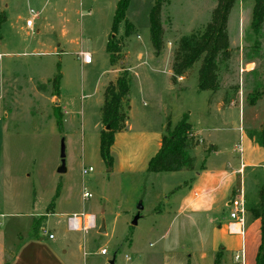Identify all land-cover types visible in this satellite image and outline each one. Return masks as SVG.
Instances as JSON below:
<instances>
[{"label":"rangeland","instance_id":"rangeland-1","mask_svg":"<svg viewBox=\"0 0 264 264\" xmlns=\"http://www.w3.org/2000/svg\"><path fill=\"white\" fill-rule=\"evenodd\" d=\"M34 1L0 0V243L6 253L12 256L30 238L35 221L45 217L40 225L54 233L50 244L66 264H235L241 249L244 264H256L258 219L248 221L244 238L222 231L232 221L225 203L238 195L226 191L239 176L187 206L197 191L230 172L219 166L230 153L231 163L240 166L241 130L253 128V120L257 140H263L264 29L256 34L251 26L255 0H237L229 17L231 55L220 65L216 92L199 90L200 62L176 84L171 64L178 41L204 30L217 0H170L164 6L165 47L155 58L171 70L170 81L167 73L148 66L135 68L134 77L129 68L137 62L126 58L128 52L135 58L140 51L155 56L150 13L156 0H130L126 16L137 32L126 40L115 66L107 42L119 0ZM30 9L38 14L34 32L26 25ZM124 30L122 23L118 38ZM80 50L91 53V65L75 55ZM115 67L119 75L128 69L133 81L129 119L115 134L110 163L101 155V133L108 127L102 109L110 79L102 73ZM60 72L58 90L54 80ZM262 92L253 104L250 97ZM66 101L68 108L61 103ZM218 104L224 108L221 113ZM186 115L193 126V166L174 173L148 172L166 127L173 128ZM63 142L64 174L58 172ZM209 144L219 153L206 159ZM84 168L93 172L84 175ZM258 172L246 175L250 202L254 188L264 182V170ZM84 192L92 198L83 199ZM220 196L225 201L217 204ZM73 213L95 215L96 229L69 231L67 218ZM102 219L104 234L99 232Z\"/></svg>","mask_w":264,"mask_h":264},{"label":"trees","instance_id":"trees-1","mask_svg":"<svg viewBox=\"0 0 264 264\" xmlns=\"http://www.w3.org/2000/svg\"><path fill=\"white\" fill-rule=\"evenodd\" d=\"M237 0H217V6L213 10L211 21L204 30L197 34L182 37L172 53L171 70L173 76L171 81L177 83L178 77L186 76L197 63H201L199 71V90L216 92L220 89L219 69L220 65L226 62L231 55L230 38L228 33V22ZM170 0H156L150 13V38L154 49L155 57H160L165 47V32L162 24V10ZM130 0H119L113 26L112 34L107 43V52L110 54L111 63L115 66L126 40L137 32L135 26L127 19L126 13ZM3 21L0 19V28ZM125 25L124 33L117 37L121 24ZM252 29L259 34L264 29V0H255ZM2 36H0V39ZM62 73L55 77V86L60 89ZM133 76L128 69L118 76L114 83H109L105 91V101L102 109L103 124L110 129L101 133V155L111 163L110 152L115 142V134L126 128L128 122L129 95ZM262 93L250 97L253 104H256ZM168 124L166 134L162 137L158 153L150 160L148 172H179L185 167H192L193 160L189 153L193 145V126L189 123V116L186 115L173 128ZM263 140H259L264 146V130L261 132ZM254 220L261 221V243L258 249L256 264H264V187L260 192V202L250 208ZM41 217L35 221L33 232L29 240H40Z\"/></svg>","mask_w":264,"mask_h":264},{"label":"crops","instance_id":"crops-1","mask_svg":"<svg viewBox=\"0 0 264 264\" xmlns=\"http://www.w3.org/2000/svg\"><path fill=\"white\" fill-rule=\"evenodd\" d=\"M40 1L41 0H36L34 2H36L38 4ZM47 5H48V3L46 2L44 4L43 8H46ZM19 18H21V17H19ZM31 18L32 17H28L27 20H30ZM34 24H35V22H34ZM37 31H39V30H37ZM33 32H34V26H33ZM67 36H68V31L64 30L63 31V37H67ZM109 39H110V36H109ZM138 39H139V41H142V37L140 35H138ZM1 40H3V39H1ZM81 52H88V51L80 50V51L75 53V55L79 57L81 63L84 64L82 62L81 57H80ZM88 53H90V52H88ZM54 54H59L58 50H56ZM64 54H66V52H64ZM150 54H151L150 52L142 53L140 51L135 55V58H134V57H131L133 54L128 52V56H126V58L130 57L131 59H133V61L137 62V64L135 66L131 65L129 68L130 71L133 73L134 77L136 76V74L134 73L135 68L148 66L151 71L167 73L168 81H170L171 70L168 69V67L167 68L166 67L163 68V66L161 67L159 64L160 58L157 59V58H155V56L153 54H151V55ZM92 63H93V61H92ZM91 64H86V65H91ZM119 73H120V69H117L115 67L114 70L104 71L102 74L103 75L104 74L109 75V77H108V78H110L109 83H113L117 80ZM96 90H97V88H96ZM61 103L64 104V108L69 107V101L61 102ZM217 109H218L219 113L223 112V110H224L222 104H218ZM256 121L257 120H255V121L253 120V124H254L253 128H250V129L244 130V131L241 130V141H242V143L240 142L239 148L241 149L242 155L240 157V166L235 167L233 165V163H231L232 158H233V153H230L228 160L219 164V166H221L220 170L222 172H225V170H227V169H230V172L229 173L225 172L224 175H221L220 178H218V182L216 183V185L206 187L203 191L202 190L197 191V193H196L197 196L195 194L194 199H192L187 206L194 203L196 201L195 199H199L201 197V200H202L204 196H208L210 194H213L214 192H217L218 189L226 182L227 179H230L231 177H234L235 175H237V176H239V179L237 180V184L236 185L230 184L229 187L227 188L226 193L230 192L229 195L232 196V193L234 194L235 191H237L238 195L243 191L244 197H245V202H246V208H247V223H248V221L254 220L252 218V216H250L249 210H250V208L254 207L255 205H257L260 202V192H261L262 188L264 187V182H262V185L259 188H254V191H252L253 192V202H250V200L248 199V192H249L248 190H250V189H248V187L246 185L247 172L252 171V172H257L258 174H260L258 171L264 170V146H262L260 144L261 142L259 140H257L256 133L253 131L257 127ZM197 135H199V134H197ZM210 147H211V149L209 150L206 159L210 156H214L215 154L219 153V148L215 144H211ZM236 147H238V144L235 145V148ZM206 159H205V162H206ZM205 169H206V167H205ZM257 184L259 185V183H257ZM200 192H202V193L200 194ZM236 196H232L231 199H228L227 202L225 203V206H228L229 202L232 199H234ZM225 198H226V196H223V197L220 196L219 199L216 200L217 204H221L223 201H225ZM248 204L250 205V208H249ZM73 214H76V213H73ZM258 226H259L258 232L261 235V221L259 219H258ZM41 228H42L41 231H43L44 230L43 226H41ZM44 231H43V233H41L42 239H40V240H36V239L26 240L20 246V248L17 249L13 253L12 256H10V253H8V254L6 253L7 252L6 248L1 246V243H0V264H66L64 259L62 257H60V255L57 253L54 246H52L50 244L51 241L56 239V237L54 239L50 240V242H49L46 239V238H48V236L44 235ZM222 231L224 233L226 231L228 232V225L226 227H222ZM50 234H54V233H50ZM0 235H2V233ZM232 235H236V234H232ZM236 236L244 238V235H243V237L240 235H236ZM5 261H7V262H5Z\"/></svg>","mask_w":264,"mask_h":264},{"label":"built area","instance_id":"built-area-1","mask_svg":"<svg viewBox=\"0 0 264 264\" xmlns=\"http://www.w3.org/2000/svg\"><path fill=\"white\" fill-rule=\"evenodd\" d=\"M32 18L27 20V28L33 32L34 18L38 16L33 9L30 10ZM80 57L84 64H91L93 59L92 55L88 52H81ZM93 172V168H84L83 174L87 175ZM197 196V194H196ZM92 198V194L89 192L83 193V199L89 200ZM228 207H230V218L231 222L228 224V232L231 234L240 235L243 237L245 228L247 225V208L244 197V192L242 191L234 199H232ZM67 227L71 232H88L90 230L96 229L97 227V217L95 215H89L85 213L73 214L67 218ZM44 235H47L49 240L55 238L53 234L44 231ZM241 251V252H240ZM235 256V264H244L243 249H241ZM106 250H102V255H106Z\"/></svg>","mask_w":264,"mask_h":264},{"label":"water","instance_id":"water-1","mask_svg":"<svg viewBox=\"0 0 264 264\" xmlns=\"http://www.w3.org/2000/svg\"><path fill=\"white\" fill-rule=\"evenodd\" d=\"M110 127L108 126L106 130H109ZM65 157H66V154H65V145H64V142L62 143V150H61V158H62V165L60 167V169L58 170L59 173H66V164H65ZM140 209H142V207H140ZM138 219L139 217L136 218V220L134 221L133 225H137L138 223ZM106 223H105V220L102 219V223H101V227H100V233L101 234H104L106 232Z\"/></svg>","mask_w":264,"mask_h":264}]
</instances>
